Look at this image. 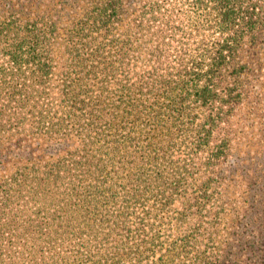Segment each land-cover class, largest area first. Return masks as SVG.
<instances>
[{
    "label": "trees",
    "instance_id": "1",
    "mask_svg": "<svg viewBox=\"0 0 264 264\" xmlns=\"http://www.w3.org/2000/svg\"><path fill=\"white\" fill-rule=\"evenodd\" d=\"M42 1L0 0V264H264V0Z\"/></svg>",
    "mask_w": 264,
    "mask_h": 264
},
{
    "label": "rangeland",
    "instance_id": "2",
    "mask_svg": "<svg viewBox=\"0 0 264 264\" xmlns=\"http://www.w3.org/2000/svg\"><path fill=\"white\" fill-rule=\"evenodd\" d=\"M42 2H43L42 7H44L45 5L46 8H48V6L52 5V2L49 0H43ZM71 14L72 13L70 12L69 15ZM67 17L63 16L60 19L59 24L61 26L57 29H71V26L67 25L66 20H69V18ZM259 52H260L259 57L261 61H260V69L256 74L257 80L255 81L256 83L255 91L256 92L261 91L260 88H262L263 90V92L261 91L262 92L261 97H262L264 94V35L261 42L259 43ZM251 103H255V102L252 101ZM251 107L252 106H250V108ZM238 120L241 121V118H239ZM247 122H248V126L242 127L241 124L242 121H241L239 127L235 131V133L240 139L237 140V142L240 141V143L239 145L237 144L236 152L233 154L232 157L228 159L226 165H227V169L230 170L229 172L230 174H228V176L232 178L231 180L236 181L237 185L240 186H242L240 184L241 180L243 179L242 176L245 174H247L248 176L249 173H253L255 171V174H258L260 178L256 179V184L253 185L252 188L257 189V191L254 190L250 191L249 188L245 190L243 186L239 190L237 189V186H235L233 187V189H230L231 191L230 193L234 192V194L239 195L242 200L241 201L242 203L248 202L250 205L254 204L255 206H257L258 202L257 200L253 199V193H257L258 200L261 203L259 206L260 210L258 217L255 214L253 219H251V221L255 223L254 225H259V224L264 225V147L256 146V144H260V143H256L257 141H259L257 136L259 134L264 135V133L263 131L257 130L258 127L262 126L259 120H255L254 124H252L253 123L252 120H248ZM47 147H48L47 149H42L45 155L54 154L57 151L58 146L47 145ZM259 194H261V196Z\"/></svg>",
    "mask_w": 264,
    "mask_h": 264
}]
</instances>
